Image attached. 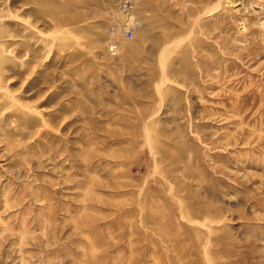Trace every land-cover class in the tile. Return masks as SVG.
Here are the masks:
<instances>
[{"label": "rangeland", "instance_id": "374dc122", "mask_svg": "<svg viewBox=\"0 0 264 264\" xmlns=\"http://www.w3.org/2000/svg\"><path fill=\"white\" fill-rule=\"evenodd\" d=\"M0 264H264V0H0Z\"/></svg>", "mask_w": 264, "mask_h": 264}, {"label": "bare ground", "instance_id": "6f19581e", "mask_svg": "<svg viewBox=\"0 0 264 264\" xmlns=\"http://www.w3.org/2000/svg\"><path fill=\"white\" fill-rule=\"evenodd\" d=\"M127 2H128V0H127ZM127 5V4H126ZM220 5V4H219ZM213 7V6H212ZM216 7H218V4L217 5H215L214 6V8L213 9H217ZM213 9H211V11L213 10ZM125 11L127 10V9H124ZM129 10V9H128ZM210 12V11H209ZM211 13V12H210ZM119 20L125 25V27H131V26H133V25H136V23H137V21H136V16L134 15V14H131V12H130V10L127 12H125V13H123V14H121L120 16H119ZM135 27V26H134ZM130 30V29H129ZM128 30V31H129ZM132 32V31H131ZM116 48V47H115ZM116 50V49H115ZM224 54V53H223ZM229 78V77H228ZM161 82V81H160ZM89 207V206H88ZM47 208V207H46ZM181 214V213H180ZM54 216V215H53ZM52 216V217H53ZM182 216V215H181ZM55 218V217H54ZM53 218V219H54ZM65 218H67V217H65ZM86 218V217H85ZM194 219V218H193ZM187 220V219H186ZM54 221H55V219H54ZM205 221V220H204ZM77 222V221H76ZM195 222V221H194ZM203 223V222H202ZM53 225V224H52ZM98 226V225H97ZM100 229V228H99ZM91 230H92V228H91ZM84 231V230H83ZM92 231H94V229L92 230ZM90 235V234H89ZM92 235V234H91ZM92 237V236H91ZM95 237V236H94ZM150 237V236H149ZM89 240V239H88ZM92 240V239H91ZM50 241V240H49ZM48 241V242H49ZM108 241V240H107ZM106 241V242H107ZM131 241V240H130ZM90 242V241H89ZM105 242V241H104ZM97 243V242H96ZM85 247V246H84Z\"/></svg>", "mask_w": 264, "mask_h": 264}, {"label": "built area", "instance_id": "2783aa9c", "mask_svg": "<svg viewBox=\"0 0 264 264\" xmlns=\"http://www.w3.org/2000/svg\"><path fill=\"white\" fill-rule=\"evenodd\" d=\"M129 33H130V31H129Z\"/></svg>", "mask_w": 264, "mask_h": 264}]
</instances>
